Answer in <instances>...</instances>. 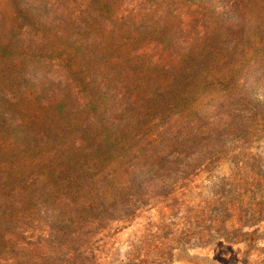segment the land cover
Here are the masks:
<instances>
[{
  "label": "rangeland",
  "instance_id": "rangeland-1",
  "mask_svg": "<svg viewBox=\"0 0 264 264\" xmlns=\"http://www.w3.org/2000/svg\"><path fill=\"white\" fill-rule=\"evenodd\" d=\"M0 264H264V0H0Z\"/></svg>",
  "mask_w": 264,
  "mask_h": 264
},
{
  "label": "trees",
  "instance_id": "trees-1",
  "mask_svg": "<svg viewBox=\"0 0 264 264\" xmlns=\"http://www.w3.org/2000/svg\"><path fill=\"white\" fill-rule=\"evenodd\" d=\"M20 13L18 11H16V9L14 11L9 12V18H10V24L11 25H15V23H17V18L20 17ZM118 26V24L116 25V27ZM60 32L58 34L55 35L54 37V42H56L58 45H56L57 47L55 48V51L53 50V55L55 54V58H57L59 61L63 62L66 66L67 71L77 80L78 83V88H79V92H81V94H87V86L86 84H84L83 80L79 79V77L77 76L78 71H82V69H80V67H78L76 64H78V62H76V55L73 56V43H67L69 41H66V43H63V40L66 39L67 35H68V25H62L61 29H59ZM123 30V29H121ZM43 33H39V35H37V37H41L43 38V41L39 43V45H41L42 49L43 46L47 47V43L50 40H52L53 38H49L46 34L45 31H41ZM46 43V44H45ZM9 44L10 42L5 43L4 46H2L1 48L3 49H7L9 48ZM2 45V44H1ZM22 61L19 62H15V69H20V75L22 74V69L24 67V65H21ZM24 74V73H23ZM22 111L20 112V117H23L25 120H30V121H36L37 120V114H31L30 109L28 107L26 108H22ZM17 112V111H16Z\"/></svg>",
  "mask_w": 264,
  "mask_h": 264
}]
</instances>
